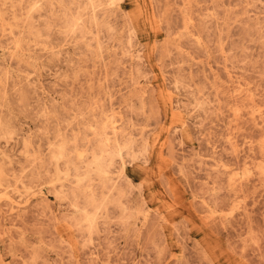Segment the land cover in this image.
<instances>
[{
    "label": "rangeland",
    "instance_id": "374dc122",
    "mask_svg": "<svg viewBox=\"0 0 264 264\" xmlns=\"http://www.w3.org/2000/svg\"><path fill=\"white\" fill-rule=\"evenodd\" d=\"M0 264H264V0H0Z\"/></svg>",
    "mask_w": 264,
    "mask_h": 264
},
{
    "label": "bare ground",
    "instance_id": "6f19581e",
    "mask_svg": "<svg viewBox=\"0 0 264 264\" xmlns=\"http://www.w3.org/2000/svg\"><path fill=\"white\" fill-rule=\"evenodd\" d=\"M36 4V3H35ZM106 141V140H105ZM105 144V143H104ZM62 152H60V155H61ZM55 157V156H54ZM97 161H100L99 159Z\"/></svg>",
    "mask_w": 264,
    "mask_h": 264
}]
</instances>
